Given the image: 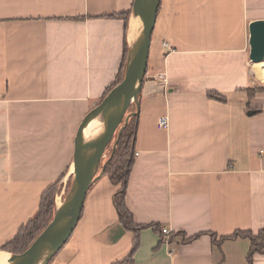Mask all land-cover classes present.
<instances>
[{"label": "crops", "instance_id": "0c3cea01", "mask_svg": "<svg viewBox=\"0 0 264 264\" xmlns=\"http://www.w3.org/2000/svg\"><path fill=\"white\" fill-rule=\"evenodd\" d=\"M134 1L0 0V249L52 185L67 189L80 124L116 81L125 41L130 47ZM161 2L125 198L145 227L140 246L133 253L137 235L115 207L121 187L100 172L50 264L130 256L126 264H264V251L250 263L249 237L223 240L264 231V81L249 59V26L264 21V0Z\"/></svg>", "mask_w": 264, "mask_h": 264}, {"label": "water", "instance_id": "95a60500", "mask_svg": "<svg viewBox=\"0 0 264 264\" xmlns=\"http://www.w3.org/2000/svg\"><path fill=\"white\" fill-rule=\"evenodd\" d=\"M162 0H135L133 14L140 17L143 23L141 49L135 58H131V48L128 57L127 70L124 80L113 88L103 101L83 119L75 138L74 170L72 188L68 193L64 205L57 208L53 220L27 250L20 254L10 253V264H36L39 256L46 255L45 264L50 261L65 247L77 228L86 204L89 191L94 182L99 178L100 167L105 157V152L114 141V136L119 130L115 151L122 132L129 124L130 116H126L129 107L139 104V96L145 82L149 67V57L154 29L158 20V13ZM250 29V55L252 63L264 62V21H255ZM254 114L253 112L251 113ZM93 120L103 124L104 133L92 142L85 140L84 132ZM124 125L122 126V121ZM109 162V160H108ZM102 167V174L108 165Z\"/></svg>", "mask_w": 264, "mask_h": 264}, {"label": "trees", "instance_id": "16d2710c", "mask_svg": "<svg viewBox=\"0 0 264 264\" xmlns=\"http://www.w3.org/2000/svg\"><path fill=\"white\" fill-rule=\"evenodd\" d=\"M131 15V11L124 13L122 17L126 20V23H128L129 16ZM129 56V48L127 45V42L125 41L124 44V56L122 60V65L119 74L117 75V79L114 82L112 86L107 88L105 96L103 99L106 98L108 93L121 84V82L125 79V73L127 70V61ZM250 96H254L259 90H248ZM138 111V109H137ZM138 113L136 112V116L131 118L129 120V124L126 126L124 131L121 135V140L118 143L115 151L111 152V157L109 159L108 165L105 168V172L103 173L104 177H107L110 179L111 183L115 186H120V190L117 191V193L114 196V203L116 210L119 214L120 220L124 226L125 229L128 231L134 232L137 235V240L135 242V247L133 250V253L139 248V235L140 231L143 230L145 227L140 226L138 227L133 218V214L130 213V211L127 208L126 205V194L128 189V180L130 177V173L132 171V166L134 164L135 160V143H136V134L137 129L139 126L138 123ZM72 181L73 178L71 177L67 184V189L72 188ZM61 181L57 182L56 184L52 185L48 189L47 192H45L41 198V205L37 213L34 215V218L27 223L25 226H23L19 230V234L16 236L14 240L7 243L0 251H7L11 254H20L27 250L29 246L35 241V239L43 233V231L47 228L49 223L53 220L54 214L56 212L55 210V195L57 193L58 188L60 187ZM157 229H159L157 227ZM237 237H249L252 241L251 251L249 254V260L250 263L253 261V255L257 252L262 253L264 251V231H262L258 237H254L250 232L246 233H237L234 236H231L229 239H223V240H231L233 238ZM178 241L179 243H188L189 241L193 239H187L183 235H175L173 236V241ZM213 239L215 240V236H213ZM132 261L131 256L129 259H126L125 263H130Z\"/></svg>", "mask_w": 264, "mask_h": 264}, {"label": "bare ground", "instance_id": "6f19581e", "mask_svg": "<svg viewBox=\"0 0 264 264\" xmlns=\"http://www.w3.org/2000/svg\"><path fill=\"white\" fill-rule=\"evenodd\" d=\"M132 22L129 30V43L131 48V58H135L136 54L140 51L141 47V38H142V29L143 23L140 17H132ZM255 68H259L256 74H259L261 79L264 81V62L257 63ZM254 73V72H253ZM255 74V73H254ZM105 131L103 124L98 120H93L89 127L84 132L85 140L88 142L94 141V139L100 137ZM106 154V153H105ZM75 174L74 167L72 168V176ZM58 207L61 208L64 204L59 199L57 200ZM10 253L7 251H0V264H10ZM46 255H41L38 257L36 264H45Z\"/></svg>", "mask_w": 264, "mask_h": 264}, {"label": "rangeland", "instance_id": "374dc122", "mask_svg": "<svg viewBox=\"0 0 264 264\" xmlns=\"http://www.w3.org/2000/svg\"><path fill=\"white\" fill-rule=\"evenodd\" d=\"M259 68H255V66H254V70H253V72L256 74V72H257V70H258ZM260 79H261V77L259 76V74H256ZM130 109H129V111L127 112V115L126 116H130V119L131 118H133V117H135L136 116V112H137V108H136V104L135 103H133L130 107H129ZM129 119V120H130ZM124 120L122 121V126L124 125ZM121 128L122 127H120L119 128V130L117 131V133L115 134V136H114V141L112 142V144L108 147V150L106 151V153H107V156H106V158L105 159H103V162H102V164H101V167H100V172H101V169H102V167H103V165L106 163V162H108V160L110 159V157H111V152H113V147H114V145H115V143H116V141L118 140L117 138H118V134L120 133V130H121ZM99 172V173H100ZM62 187V186H61ZM70 192V189H68V190H65L64 192H63V188L61 189L60 187L58 188V190H57V193H56V195H55V199H54V201H55V210H57V208H58V199L60 200V201H62L63 202V204H64V202H65V200H66V197H67V195H68V193Z\"/></svg>", "mask_w": 264, "mask_h": 264}, {"label": "built area", "instance_id": "2783aa9c", "mask_svg": "<svg viewBox=\"0 0 264 264\" xmlns=\"http://www.w3.org/2000/svg\"><path fill=\"white\" fill-rule=\"evenodd\" d=\"M162 46L165 49V53L172 51V47L170 46L169 43L165 42V43H163ZM158 77H159L158 78L159 88L161 90H164V91L167 90V88L169 86V79H168L167 75L166 74H159ZM158 123H159L158 124L159 128L162 130H167L169 125H170V122L168 121V118H166V117L160 118ZM136 156H138V154H136ZM162 233L165 236L170 235V231L168 229H163Z\"/></svg>", "mask_w": 264, "mask_h": 264}]
</instances>
